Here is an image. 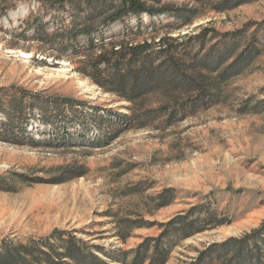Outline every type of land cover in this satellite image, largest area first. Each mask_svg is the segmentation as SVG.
I'll return each instance as SVG.
<instances>
[{"label": "rangeland", "instance_id": "rangeland-1", "mask_svg": "<svg viewBox=\"0 0 264 264\" xmlns=\"http://www.w3.org/2000/svg\"><path fill=\"white\" fill-rule=\"evenodd\" d=\"M84 1L68 0L65 9L55 10L22 0L0 17V92L18 88L58 103L66 99L79 111H66L54 125L28 112L32 118L17 126L11 139L3 131L7 117L0 108V249L8 242L52 243L60 249L56 239L74 236L108 261L129 263L132 250L160 235L161 224L207 203L231 223L175 241L167 264H191L210 246L259 229L264 223V0L232 8L226 0H142L157 10L190 12L188 26L169 14L141 17L147 24H178L174 37L247 28L248 37H259L262 54L221 86L215 106L171 127L131 129L117 137H106L108 127L92 124L91 115L129 113L130 103L79 74L80 58L59 51L39 31L81 21L87 14ZM138 22L129 17L105 34ZM158 101L153 96L148 103ZM167 188L176 189L177 198L158 208L155 198Z\"/></svg>", "mask_w": 264, "mask_h": 264}, {"label": "trees", "instance_id": "trees-1", "mask_svg": "<svg viewBox=\"0 0 264 264\" xmlns=\"http://www.w3.org/2000/svg\"><path fill=\"white\" fill-rule=\"evenodd\" d=\"M17 1L22 0H0L3 13L0 17L14 9ZM35 1L55 10L65 9L68 3V0ZM249 1L226 0L223 4L232 8ZM84 5L87 14L81 21L54 32L45 27H39V31L59 51L80 58L75 68L79 74L130 103L129 113L117 112L103 118L95 110L94 116L91 115L92 124L108 127L106 137H117L131 129L171 127L215 106L221 86L249 68L262 54L259 37L256 34L248 37L247 28L233 33L203 29L192 36L174 37L172 32L179 29L178 24L162 21L147 24L140 20L145 15L154 18L169 14L180 25L188 26L192 20L186 10H157L142 0H85ZM129 17H137V25L126 23L122 32L106 36V28ZM162 29L165 32L160 34ZM153 96L159 98L157 106L148 103ZM74 105L70 100L58 103L18 88L0 92V108L7 117L3 131L11 139L17 137L16 127L32 118L28 112H38L44 123L54 125L68 110L77 115L79 111ZM176 198L177 190L167 188L155 200L158 208H165ZM230 223L211 204H201L161 224L160 235L146 238L132 250L129 263L106 254L111 260L108 261L86 242L70 236L56 239L62 243L60 249L52 243L45 246L36 242L5 243L0 249V264H167L175 241ZM191 264H264V223L243 238L210 246Z\"/></svg>", "mask_w": 264, "mask_h": 264}]
</instances>
